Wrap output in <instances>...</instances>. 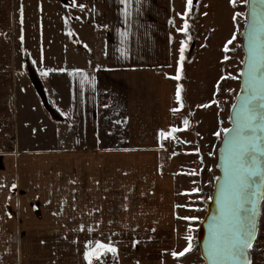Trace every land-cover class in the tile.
I'll list each match as a JSON object with an SVG mask.
<instances>
[{"label":"crops","instance_id":"crops-1","mask_svg":"<svg viewBox=\"0 0 264 264\" xmlns=\"http://www.w3.org/2000/svg\"><path fill=\"white\" fill-rule=\"evenodd\" d=\"M18 1L0 0V264H87L96 239L120 264H190L171 254L195 216V152L176 100L180 2L131 0L125 15L120 0H76L75 68L31 64L55 118L33 91L15 95ZM173 128L177 142L159 138Z\"/></svg>","mask_w":264,"mask_h":264},{"label":"rangeland","instance_id":"rangeland-1","mask_svg":"<svg viewBox=\"0 0 264 264\" xmlns=\"http://www.w3.org/2000/svg\"><path fill=\"white\" fill-rule=\"evenodd\" d=\"M177 1L181 4V11L177 22H173L172 37L179 47L182 41L185 44L184 58L179 61V103L180 107L183 105V119L195 122L191 129L185 127L187 132L182 137L187 143L184 148L195 152L191 171L195 177V189H198L191 195L195 217L198 219L192 220L191 236L193 235L194 242L189 252V262L204 264L196 237L207 211V201L213 194L215 178L220 175L217 165L221 141L213 133L221 126H230L228 117L236 94L240 92L241 80L230 78L228 74L232 77L239 76L243 66L242 39L246 21L243 16L235 21L232 17L237 11L245 12L246 6L240 4L239 0L235 7L230 0H192L189 9L187 0ZM17 3L14 10L18 35L14 56V65L18 69L15 95L16 98H31L28 93L30 90L35 98H39L33 84L27 85L25 79H22L24 75L30 79L27 63L34 65L36 61L41 66H61L67 63L68 67L75 68L78 53L77 7L71 6L73 0H19ZM186 10L188 14L182 15ZM185 20L188 22L187 31H177L184 26ZM234 33L236 39L227 44ZM44 87L49 96L47 87ZM37 120L44 126L38 131L41 130L43 134L39 133L38 136H44L46 124L40 117ZM46 136L54 142V127L46 129ZM174 141L177 142L178 139L175 138ZM250 257L252 264H264V200L260 209L257 240ZM116 261L120 264L115 254L111 262L116 264ZM103 263L106 264L107 259Z\"/></svg>","mask_w":264,"mask_h":264},{"label":"snow or ice","instance_id":"snow-or-ice-1","mask_svg":"<svg viewBox=\"0 0 264 264\" xmlns=\"http://www.w3.org/2000/svg\"><path fill=\"white\" fill-rule=\"evenodd\" d=\"M120 3L125 5V15H128L131 0H120ZM230 3L235 7L237 0H230ZM239 3L246 6V11L235 12L232 19L235 21L241 16L245 18L247 31L243 35L248 44L245 58L241 61L244 67L240 69V75L232 77L228 74L230 78L241 80L240 92L236 94L228 117L230 126H221L213 133L221 141L222 163L217 167L222 169V176L215 179L222 180V183L216 197L218 213L209 223V238L205 245L208 264H252L250 251L254 248L258 232L257 204L264 200V0H239ZM187 5L190 9L192 0H187ZM71 6L86 9V5L76 4L75 0ZM187 14L186 10L182 15ZM187 28L188 22L185 20L184 26L177 31L186 32ZM126 35L127 33H121L122 37ZM235 39L234 33L227 44ZM227 44L225 51L228 50ZM184 48L182 41L181 60L184 58ZM175 78H180L179 67ZM180 91V85H177V102L181 100ZM183 123L187 127L188 119L185 118ZM220 123L223 124L222 121ZM175 131L178 129L161 130L159 138L162 141L175 139L172 135ZM11 187L15 188L16 185L12 184ZM192 191L196 192L198 189L194 188ZM183 219L196 220L198 217ZM80 230H84V225H80ZM87 230L91 232L92 228L88 227ZM188 231H191V226ZM185 239L188 241L187 245L181 251L171 253L174 258L182 257L191 250V235ZM135 243L137 242L133 241V245ZM116 252L111 241L96 239L85 242L83 256L87 264H101L104 255Z\"/></svg>","mask_w":264,"mask_h":264},{"label":"water","instance_id":"water-1","mask_svg":"<svg viewBox=\"0 0 264 264\" xmlns=\"http://www.w3.org/2000/svg\"><path fill=\"white\" fill-rule=\"evenodd\" d=\"M247 31L246 29V25L244 27V31L243 33H245ZM247 44H248V40L247 38L243 35V39H242V50L244 52V58L246 55V51H247ZM77 46H78V42H77ZM244 67V65L242 66V68ZM28 71L30 73V80L44 106V108L53 116V117H57L54 110L52 109L49 101H48V95L46 93V90L44 88V85L42 84L41 80L39 79L38 75L36 74L34 68L32 67V65L30 64V62L28 63ZM232 112V109H231ZM231 114V113H230ZM193 127V121L190 120L189 124L187 126L188 129H191ZM221 147V146H220ZM222 163V156L220 153V149H219V154H218V164ZM219 168V167H218ZM220 171V175L219 177L222 176V169L219 168ZM222 183V180H217L215 181L214 184V189H213V194L212 197L209 201H207V211L206 214L202 220V222L200 223L199 227H198V231H197V243H198V247L200 250V254L202 259L204 260V264H208V261L206 260V249H205V245L206 242L208 241L209 238V223L212 219L213 216L217 215L218 213V205H217V200L216 197L219 193V185ZM262 201H259L257 204V208L259 211V215L257 217V228L259 225V218H260V209H261V204ZM258 233V232H257ZM256 242V241H255ZM255 244V243H254Z\"/></svg>","mask_w":264,"mask_h":264},{"label":"built area","instance_id":"built-area-1","mask_svg":"<svg viewBox=\"0 0 264 264\" xmlns=\"http://www.w3.org/2000/svg\"><path fill=\"white\" fill-rule=\"evenodd\" d=\"M169 141V139L167 140V142ZM115 254L113 253H107L106 255H104L102 257V261H101V264H104L103 263V260H106L107 259V263L106 264H113V262H111L112 258H114ZM114 261V260H113ZM115 262V261H114ZM95 264V262H94ZM116 264H118V262L116 261Z\"/></svg>","mask_w":264,"mask_h":264},{"label":"trees","instance_id":"trees-1","mask_svg":"<svg viewBox=\"0 0 264 264\" xmlns=\"http://www.w3.org/2000/svg\"><path fill=\"white\" fill-rule=\"evenodd\" d=\"M191 237H192V242H194V240H193V239H194V238H193V235H192ZM196 241H197V237H196ZM254 247H255V244H254ZM252 251H253V250L250 251V254H251ZM189 252H190V251H189ZM189 252L185 253V255H186V254H189Z\"/></svg>","mask_w":264,"mask_h":264}]
</instances>
